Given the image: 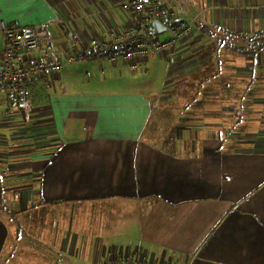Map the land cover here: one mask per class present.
Wrapping results in <instances>:
<instances>
[{
    "label": "crops",
    "instance_id": "1",
    "mask_svg": "<svg viewBox=\"0 0 264 264\" xmlns=\"http://www.w3.org/2000/svg\"><path fill=\"white\" fill-rule=\"evenodd\" d=\"M162 1L188 21L264 31V1ZM130 15L111 0H0V22L34 36L39 57L60 61L110 46ZM194 26L137 72L92 57L65 64L54 93L43 78L28 101L0 103V197L9 192L18 209L17 218L0 213V264H105L122 254L264 264V49L241 56ZM71 69L90 87L100 78L102 90L68 88ZM127 73L129 82H113Z\"/></svg>",
    "mask_w": 264,
    "mask_h": 264
},
{
    "label": "built area",
    "instance_id": "2",
    "mask_svg": "<svg viewBox=\"0 0 264 264\" xmlns=\"http://www.w3.org/2000/svg\"><path fill=\"white\" fill-rule=\"evenodd\" d=\"M122 7L131 13L132 19L114 37L110 46L100 48L97 53L84 51L69 55L65 61L55 60L47 53L39 57L37 39L21 34L2 20L0 29L4 47L0 53V103L26 102L33 95L32 87L35 82L44 78L50 85L65 64L82 62L92 57L106 58L112 63L124 60L132 72H137L152 54L171 52L194 32L195 19L188 21L178 17L176 11L162 0H129ZM155 22L162 23L169 33L167 38L159 37L154 27ZM105 264L172 263L157 262L143 254H122L110 257Z\"/></svg>",
    "mask_w": 264,
    "mask_h": 264
},
{
    "label": "rangeland",
    "instance_id": "3",
    "mask_svg": "<svg viewBox=\"0 0 264 264\" xmlns=\"http://www.w3.org/2000/svg\"><path fill=\"white\" fill-rule=\"evenodd\" d=\"M111 1H117L118 2V4L120 5V7H122V6H124L126 3H127V1H129V0H111ZM264 0H260V1H258V3L257 4H261V2H263ZM183 8H184V16H187L185 13L187 12H189V11H187V9H186V7H184L183 6ZM202 8L201 7H197V12H196V14H194V12H193V14L194 15H198L199 17H201L200 16V13L202 12ZM205 11H210L209 9H204ZM177 14H179V12L177 13ZM161 36V38H165L166 36H167V34H162V35H160ZM76 65H78V64H75V65H73V66H76ZM75 68H77V66L75 67ZM66 71H68V70H66ZM83 71V69H81V72ZM68 73L69 74H71V76H70V83H68V85H67V87L68 88H75V90H77V91H80V92H89V91H100V90H102V88H101V83L103 82V81H101V79L100 78H97L98 79V83H97V85H96V87H94V84H92L93 85V87H90L91 85H87V82H85V81H83L82 79H76V77L77 76H79V73H80V70L79 69H71L70 71H68ZM138 75V74H137ZM150 76H151V73L149 74ZM139 77H144V76H147V73H140L139 75H138ZM73 81H77L78 82V84H73L72 82ZM121 82V81H123V82H129L130 81V74L129 73H127L124 77H122V78H120V79H115V80H113V82L114 83H117V82ZM48 83V82H47ZM55 83H56V81H55ZM94 83V82H93ZM48 86H49V88L51 87V85H49V83L47 84ZM56 89L57 88H59V85L58 84H56V87H55ZM113 89H115L116 91L115 92H119V88L117 89L116 88V86L114 85V87H113ZM50 91H52V89L50 88V90H49V92ZM173 91H174V88H173V90H172V92L169 94V95H172L173 94ZM177 92V91H176ZM52 93H54V91H52ZM187 97H188V95H186ZM187 101H188V103L191 101V100H189V97H188V99H187ZM174 121H176V120H174ZM170 122H172L170 125H165V139H167V142H168V144L172 147V148H174V147H176V143H177V140H176V135H175V126H176V123H177V121H176V123L175 122H173V120H170L169 121V123ZM180 122V124L182 125V126H184L186 123L185 122H183V121H179ZM201 124H204V121L201 119ZM203 132H210V129H208V128H205V129H203ZM210 137H203V139H209ZM6 194H7V198H2V197H0V213L1 212H8V211H12V212H14V215L16 216V218H17V216H18V214H17V211H18V209L16 208V205H14V204H11L10 203V200H9V198H10V196L11 195H9V192H6ZM62 212V211H61ZM70 218V217H69ZM78 219L79 220H84L85 219V217L83 216V212H82V214L81 215H79L78 216ZM92 219H97V215H93L92 216ZM60 224L62 225V226H66V224H67V215L65 214V213H62V216L60 215ZM61 226V227H62ZM51 253H53V251H51Z\"/></svg>",
    "mask_w": 264,
    "mask_h": 264
},
{
    "label": "trees",
    "instance_id": "4",
    "mask_svg": "<svg viewBox=\"0 0 264 264\" xmlns=\"http://www.w3.org/2000/svg\"><path fill=\"white\" fill-rule=\"evenodd\" d=\"M182 6L180 4V7ZM195 24L204 35L213 38L219 48L230 49L238 55L256 57L264 49V31H257L249 35L236 33L199 18L195 19ZM15 29L18 30L17 28ZM19 32L26 36H32Z\"/></svg>",
    "mask_w": 264,
    "mask_h": 264
},
{
    "label": "water",
    "instance_id": "5",
    "mask_svg": "<svg viewBox=\"0 0 264 264\" xmlns=\"http://www.w3.org/2000/svg\"><path fill=\"white\" fill-rule=\"evenodd\" d=\"M160 26H163L162 23H160V22H155V23H154V27H155V28H158V27H160ZM163 27H164V26H163Z\"/></svg>",
    "mask_w": 264,
    "mask_h": 264
}]
</instances>
